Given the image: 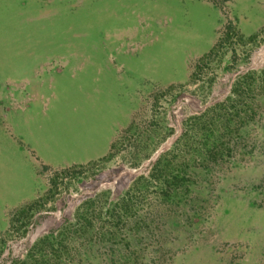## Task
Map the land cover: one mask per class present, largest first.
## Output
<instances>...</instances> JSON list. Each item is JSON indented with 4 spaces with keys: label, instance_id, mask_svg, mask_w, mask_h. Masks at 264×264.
I'll use <instances>...</instances> for the list:
<instances>
[{
    "label": "rangeland",
    "instance_id": "obj_1",
    "mask_svg": "<svg viewBox=\"0 0 264 264\" xmlns=\"http://www.w3.org/2000/svg\"><path fill=\"white\" fill-rule=\"evenodd\" d=\"M0 264H264V0H0Z\"/></svg>",
    "mask_w": 264,
    "mask_h": 264
}]
</instances>
